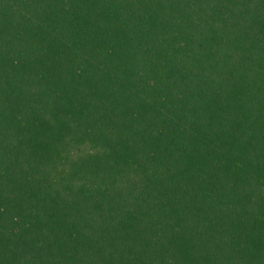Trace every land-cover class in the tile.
I'll use <instances>...</instances> for the list:
<instances>
[{
	"label": "trees",
	"instance_id": "16d2710c",
	"mask_svg": "<svg viewBox=\"0 0 264 264\" xmlns=\"http://www.w3.org/2000/svg\"><path fill=\"white\" fill-rule=\"evenodd\" d=\"M0 264H264V0H0Z\"/></svg>",
	"mask_w": 264,
	"mask_h": 264
}]
</instances>
